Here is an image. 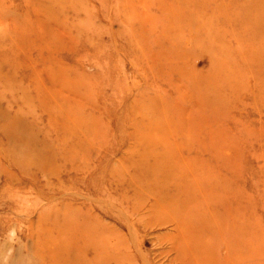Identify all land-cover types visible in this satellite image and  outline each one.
<instances>
[{"label":"rangeland","instance_id":"1","mask_svg":"<svg viewBox=\"0 0 264 264\" xmlns=\"http://www.w3.org/2000/svg\"><path fill=\"white\" fill-rule=\"evenodd\" d=\"M0 264H264V0H0Z\"/></svg>","mask_w":264,"mask_h":264},{"label":"bare ground","instance_id":"2","mask_svg":"<svg viewBox=\"0 0 264 264\" xmlns=\"http://www.w3.org/2000/svg\"><path fill=\"white\" fill-rule=\"evenodd\" d=\"M171 219H173V218H171ZM163 223L167 224L168 221L167 222L164 221ZM175 229L178 230V232H179L181 237L180 236H178V237H175V236L174 237H169L168 240H169L170 243H172V247H173L174 250L179 251V253H183L184 249H186V247L184 245V240H183V235H184V233H186V229H184L181 226H176ZM245 260L247 261V259H245Z\"/></svg>","mask_w":264,"mask_h":264}]
</instances>
